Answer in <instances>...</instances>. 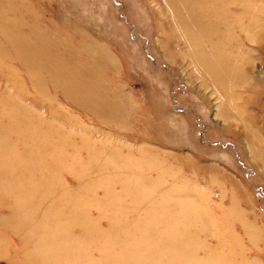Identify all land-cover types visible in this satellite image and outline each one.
Returning a JSON list of instances; mask_svg holds the SVG:
<instances>
[{"label":"rangeland","instance_id":"rangeland-1","mask_svg":"<svg viewBox=\"0 0 264 264\" xmlns=\"http://www.w3.org/2000/svg\"><path fill=\"white\" fill-rule=\"evenodd\" d=\"M204 1L203 34L207 47L218 51L214 77L192 60L180 34L185 28L164 0H0V110L9 112L0 117V136L7 134L16 151L15 165H2L16 171L0 180L6 202L0 206V264L79 263L58 240L49 249L36 241L46 231L37 219L66 207L37 216V202L30 200L15 217L8 192L37 198L34 184L49 181L69 202L96 208L95 190L107 206L108 189H96L107 186L105 179L96 174L86 181L95 169L87 150L148 174L147 181H135L130 196L121 185L112 187L106 210H118L120 196L128 206L124 217L147 220L146 227L131 224L130 233L139 240L144 232L154 241L170 238L159 249L176 247L182 257L173 253L171 259L168 251L159 257L162 264H264V0ZM19 51L25 60L16 57ZM22 112L29 116L18 121L15 114ZM10 123L44 133V147L32 148L23 138L16 145ZM39 150L45 153L42 165L32 162ZM158 161L166 164L164 171L147 173L157 170ZM149 191L157 202L167 194L166 201L177 203L162 225L160 213L148 217L146 207L133 210L131 197ZM179 203L202 210V221L187 212L190 222L177 226ZM91 212L107 229L108 219ZM77 216L83 225L84 214ZM88 250L94 258L101 254L94 245Z\"/></svg>","mask_w":264,"mask_h":264},{"label":"bare ground","instance_id":"bare-ground-1","mask_svg":"<svg viewBox=\"0 0 264 264\" xmlns=\"http://www.w3.org/2000/svg\"><path fill=\"white\" fill-rule=\"evenodd\" d=\"M164 1L166 2L167 10L172 15L178 17L177 20H178L179 24H181L185 28V29H182V31H180L181 32L180 34L190 46L189 48H190V55L192 57V60L194 61V63L197 64V66L199 67L198 69L201 72H204V71L207 72L208 71V75L214 77V74H212V73H214L213 67L215 64V59H217L216 56L218 54V51H216L217 48L215 49L214 46H212L210 48L207 47L206 43L208 41L206 42L207 39H205V36L203 34L205 32V30L207 29V26H208L206 23V20H203L201 17V10L205 7V1L204 0H186L185 2H187L188 4L183 3L182 0H164ZM202 2H204V4H202ZM176 29L181 30L177 26H176ZM22 48H23V46H22ZM16 54H17L16 55L17 58L20 56L21 60H25L23 55H25L26 53L19 51ZM2 111L3 110H0V117H6V115L9 113L8 110H6L5 114H2L3 113ZM10 111H12V110H10ZM20 115L23 117V119H26L29 116L28 114L23 113V112H22V114H19V113L15 114V117H16V119H18V121L21 118ZM8 120H10V122H11L13 119L10 118ZM10 127H11V129H10L11 132H13L14 134L18 133V135H17L18 139L17 140H20V141H16L15 142L16 145L22 144L23 141L21 138H23L24 143L26 145H32V148H36L38 146L44 147L45 142L42 141V139H44V138H42L44 133H43V135H39L38 133L35 132V130H33L34 133H31V132H29V130L26 129L28 131V133H27L26 130L25 131L19 130V128H17V126H15L14 123H10ZM8 139H9V137L7 136V134L5 136H0V180L4 177L9 176V175L12 176L11 174L14 171H16V169H12V168L9 169L8 168V167H11V165H15V163L12 161V158L13 159L16 158V151L14 150L15 149L14 145L12 144V142H8ZM28 142H31V144H28ZM36 143L38 145H35ZM49 151H51L50 148H49ZM87 151H88V156L91 155L90 157H92V161L95 162V166H94L95 169H94V175L93 176H90V175L85 176L86 181H87V179H89L90 181L94 180L96 174H99V177H102V179H105L107 186H101L99 184L96 186V189H98V188H103V189L107 188L108 189V190L105 189V193H104L107 201H108L107 195L112 197L113 190H114L113 188L116 189V187H115L116 184L121 185L124 188L125 192H127V195L130 196L132 193L131 190H132V187H133L135 181H139L140 178L141 179L144 178L145 181H147L149 179L148 174L143 175L141 172L136 173L133 170V168L131 167V165L129 163L125 162L123 159L119 160V159H116L117 157H113V156H109V155L106 159H104V158H102V156H100V154L99 155H97L95 153L92 154V152H90L89 150H87ZM26 153H28L27 150H26ZM46 154H51V153H46ZM44 156H45V153H43L41 155V151L39 150V157H35L34 159H32V162L36 163V162L40 161V164L42 165L45 163ZM3 164H4V166H8V167H5L6 169L3 168L2 167ZM52 164H54V158L51 161V165ZM165 165L166 164L164 163V161H158L157 170L155 171L154 169H152L149 171V169H148L147 173L148 172L149 173L150 172H157V176H158L164 171L163 168ZM110 169H112V170H110ZM126 169H128L130 171L127 172ZM130 173H131V175H130ZM81 179L83 180V176L81 177ZM34 185H35L34 187L38 190L37 198H34L31 195L29 196L27 194H26V197L23 196L22 194L19 195L18 193H15L14 190H11L10 193L8 192V197H9L8 201H10L11 197L13 199H15V200H13L14 206H15L14 211H13V215L15 217L21 215L19 212V207L21 208V204L26 203L27 201H30V200H36V202H37L36 207H34V209L37 211V213L35 212L32 214V215L35 214L37 216L41 215L42 213L53 212L58 204L66 207V209H64V211L62 213H59L58 215L40 216L37 219L38 221H40V223L36 222L37 226L39 227L40 225H42V227L46 230V231L44 230L45 235L42 236L44 239L39 234H38L40 236V238H38L39 240L36 239L38 246H40L39 249H41V247H43L44 245L46 246V249H49L52 246L51 245L52 240H58L60 246H63V244H65L67 246L66 248L71 249L68 252V254L70 253L69 255L72 256V258L74 260H76L77 263L79 262L78 264H86V263H88V264H144L145 262H151V264H159V263L162 264V262H164V261L159 258L161 255L163 256V254H165V253L168 254V251H169V253H171V255L173 253H175V251L173 249H175L176 247H172L173 249H171V252H170V250L164 251L163 249H159L160 243H162V242L164 243L166 240L163 238H158V239H156V241L158 242V244H157L156 241L148 238V236L151 234V232H144V234L140 240L138 239V236L136 235V233H130V230L133 231L131 228V224H134V225L139 224L138 227H141V226L146 227V221L147 220L141 221L139 219V216H135L130 220H128L126 217H124V215L127 213L128 206L121 199H119L120 196L118 197L119 209L118 210H108V209L106 210V208L110 204L107 203V201H106L107 206H102L101 204H99V202H100L99 198H98L99 196H97L95 194V190H94L91 197H92L94 203L96 202L98 204V207L94 208L95 204H92L90 206V208H87L86 203H85V205H81L79 202V199L76 201L69 202V200H68L69 195L68 196L59 195L56 187H54L53 184L49 181L46 183H42V184L37 183ZM71 194H73V193H71ZM154 196H155L154 191H149L148 193L141 192L140 194L133 195L131 197V199H132L131 203L133 206V210L135 212L136 210H138V208L146 207V210H147L146 213H147L148 217H150V216L153 217L156 213L157 214L160 213V215H158L159 221L160 220H163V221L158 222V224L165 223L166 221H168L165 218L168 217L170 208L176 207L177 203L175 204V202H173L171 200L166 201L165 197L167 196V194H165V196H163L164 199L161 202H157L155 200ZM21 200H22V202H21ZM5 204H6V202L3 200V192L0 190V206H4ZM179 204H181V203H179ZM187 204H188V206H186ZM182 205L183 204L179 205V206H181L179 208L180 211L178 213L180 220H178L177 222L175 221L177 226H178L179 222H184V224H187V221L190 222L189 220L192 219V217L186 216L185 214L183 215V213L187 214V212L193 213L194 215L195 214L200 215L196 221L197 222H198V220L200 222L202 221V219L204 218L203 217L204 214H203L202 210L196 212L197 209L192 206V203H191V205H190V203H185L183 206ZM83 207L85 208L84 211H82ZM93 209L97 210V212L99 214V219H108L109 225H108L107 229L105 226V230H103L102 228H104V227L101 228L100 223L97 220H95L94 217H92L93 215H91L92 214L91 211ZM41 210H45V211H41ZM77 214L80 216H81V214H84L86 221L83 225H82V223H80ZM41 217H43L42 221H41V219H42ZM56 217H58L57 220H53V218H56ZM194 217H193V219H196ZM146 218H147V216H146ZM157 219H156V221H157ZM173 219H174V217H173ZM23 221H24V219L20 218V226H21V223ZM58 224H60V226L63 227V230H62L63 232L60 231V229H61L60 228L59 230L57 229V232H58V234H57L55 232V226ZM98 224H99V226H98ZM156 224H157V222L155 223L154 227L156 226ZM160 225H162V224H160ZM124 226H125V229L123 228ZM74 227L79 229V233L77 235H74L72 233L75 230ZM35 230L36 229H33V231H35ZM69 231H70V233H69ZM134 231H137V230H134ZM213 232L215 233V231H213ZM67 233H69V235H67ZM179 233H180V231H179ZM182 233L183 232H181L180 234H182ZM40 234H41V231H40ZM59 234H63V236L65 235L66 237H64V238L59 237ZM163 236L165 237L164 234H163ZM180 236H184V235H180ZM179 238H177V239L179 240ZM185 238L186 237H184V239ZM166 239H167V237H166ZM175 239H173V240L175 241ZM180 239H183V238H180ZM168 241H170V238ZM168 241H166V242H168ZM174 241H173V243L172 242L171 243L174 244ZM41 242H42V244H41ZM175 242H176V244H179V241H175ZM181 242H182V240H181ZM197 243H199V242H197ZM176 244H174V245H176ZM193 244H195V241L193 242ZM93 245L96 247V249H98L101 252V254L98 258H94L90 254V252L88 253L89 247L91 249V247ZM180 246H178V250H180ZM201 246L203 247V245H201ZM164 249H166V248H164ZM186 249H187V247H186ZM191 250H193V249L191 248ZM40 251L41 250H38V253H40ZM184 251H186V250H184ZM178 252L179 251H177L175 254H176L177 259H180L182 257V256L180 257V255H182V254L180 252V255H179ZM47 253H49V252H47ZM191 253H192V251H191ZM191 253H189L190 259H188L190 261H192V257L194 256V254H196L194 252V254L192 253L193 255L191 256ZM233 254H235V253H232V255ZM171 255H170V257H171ZM197 257L198 256L195 255V258H197ZM161 258H163V257H161ZM174 258H175V255L173 254V257L171 259H174ZM234 258H236V257H234ZM159 259L162 261H160ZM158 260L160 261L159 263H158ZM198 260L200 261V259H198ZM173 261H175V260H173ZM177 261H179V260H177ZM181 261H182V263L185 262V261L183 262L182 259H181ZM181 261H179L180 264H181ZM163 264H165V263H163ZM242 264H243V262H242Z\"/></svg>","mask_w":264,"mask_h":264}]
</instances>
